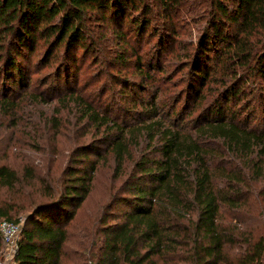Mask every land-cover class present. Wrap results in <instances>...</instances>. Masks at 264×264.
Masks as SVG:
<instances>
[{"label":"trees","instance_id":"trees-1","mask_svg":"<svg viewBox=\"0 0 264 264\" xmlns=\"http://www.w3.org/2000/svg\"><path fill=\"white\" fill-rule=\"evenodd\" d=\"M188 1L206 4L213 17L203 36V57L193 65V101L196 106L207 103L203 123L167 124L154 113L138 126H121L108 116L99 117L91 104L85 106L84 118L111 137L107 152L114 176L124 177V196L108 205V211L118 204H124L127 211L115 216L113 223L107 212L99 229L90 224L96 219L77 220L76 216L100 168L99 155L94 160L87 155L75 158L76 170L63 169L56 188L50 186L55 181L52 162L45 174L35 173L30 165L21 177L0 165V192L10 193L23 182L34 181L36 188L31 193L20 188L18 201H26V194L40 199L36 202L29 197L28 205L16 206L0 201V220L18 224L13 218L28 212L17 242L16 264H264V107L259 123L250 126L240 122V114L229 106L243 98V87L251 77L260 76L264 81V0L158 3L171 21L174 8L184 7ZM144 2L0 0V75L13 86L18 80L22 83L25 75L17 59L24 51L33 52L38 41L50 43L53 50L64 45L67 55L75 46L85 50L87 13L98 12L101 20L107 17L121 23L139 7L146 15ZM56 19L58 23H54ZM133 23L139 26L137 20ZM148 23L144 19L140 27ZM209 52L214 53L219 69H205L201 59ZM15 101L7 93L0 100L1 111L15 108ZM142 140L147 141L149 152L135 160L133 149ZM253 204L263 216L259 228L246 223L257 219L244 221L237 216ZM226 211L232 212L229 221L222 216ZM235 249L237 254H233ZM2 251L0 236V254Z\"/></svg>","mask_w":264,"mask_h":264},{"label":"rangeland","instance_id":"rangeland-1","mask_svg":"<svg viewBox=\"0 0 264 264\" xmlns=\"http://www.w3.org/2000/svg\"><path fill=\"white\" fill-rule=\"evenodd\" d=\"M144 3L146 15H142L139 7L121 23L107 17L101 20L98 12L87 13L85 50L75 46L67 55L64 45L53 50L50 43L38 41L33 52L24 51L17 59L25 75L22 83L16 78L18 83L13 86L10 79L5 81L7 77L0 75V100L8 93L17 104L7 113L0 108V165L10 167L21 177L23 169L30 165L35 167V173L38 170L45 174L48 162H52L55 181L50 186L56 188L61 184L63 169L76 170L75 158L87 155L94 160V155H99L100 168L92 180L89 196L76 211L77 220L96 219L90 224L95 223L97 229L107 212L113 223L112 219L119 218L127 207L118 204L111 213L108 211V205L124 196V177L114 176V165L107 152L111 137L103 129L97 130V123L84 118L85 106L91 104L99 117L108 116L121 126H138L154 113L167 124L182 126H197L205 119L207 103L196 106L193 101L196 89L193 65L203 57L201 48L213 18L211 9L198 1H188L184 7L174 8L176 12L169 21L158 0ZM144 19L149 23L141 28ZM134 20L138 21V27ZM207 46L212 50L211 43ZM213 54L209 52L201 59L207 71L214 66L220 68ZM217 84L220 92L223 86L220 81ZM243 88V98L233 100L229 106L240 114V122L256 126L264 107V81L260 76L251 77ZM107 126L112 128L111 123ZM148 152L144 140L133 149L135 160ZM129 168L130 165L127 174ZM21 187L25 193H31L36 183L25 181L10 193L1 191L0 201L16 206L28 205L26 201L30 198L40 200L26 194L23 195L26 201L19 202ZM258 209L253 204L237 216L244 221L257 219L246 223L259 228L263 216ZM26 214L21 211L13 219H18L22 227ZM222 216L229 221L232 212L226 211ZM19 238L20 235L17 241ZM237 253L235 249L233 254ZM3 260L2 252L0 263Z\"/></svg>","mask_w":264,"mask_h":264},{"label":"built area","instance_id":"built-area-1","mask_svg":"<svg viewBox=\"0 0 264 264\" xmlns=\"http://www.w3.org/2000/svg\"><path fill=\"white\" fill-rule=\"evenodd\" d=\"M20 232V224H13L5 220H0V236L2 239V252L4 256V260L0 264H16L14 258L17 250V238L20 235Z\"/></svg>","mask_w":264,"mask_h":264}]
</instances>
